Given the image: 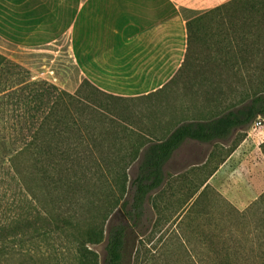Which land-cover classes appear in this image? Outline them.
Instances as JSON below:
<instances>
[{"label":"trees","instance_id":"obj_1","mask_svg":"<svg viewBox=\"0 0 264 264\" xmlns=\"http://www.w3.org/2000/svg\"><path fill=\"white\" fill-rule=\"evenodd\" d=\"M200 14L187 24L184 64L199 28L214 29L224 69L237 74L238 67L240 73L251 56L261 64L249 76L252 91L243 92L238 104L213 118L182 123L163 140L128 136L95 95L84 98L55 87L31 88L25 96L7 89L0 93V264H38L36 256L17 248L27 244L25 239H52L53 228L84 246L76 256L79 264H100L87 245L103 243L113 218L104 264H128L132 235L142 238L153 226V199L168 186L166 168L176 152L187 142H228L264 118V0H229ZM135 163L138 172L130 186ZM212 192L207 180L190 193L187 213L211 202ZM227 203L233 215L226 223L234 227L223 228L219 239L213 234L207 239L212 255L205 263L264 264V193L243 211ZM36 224L40 231L31 238L27 233Z\"/></svg>","mask_w":264,"mask_h":264},{"label":"rangeland","instance_id":"obj_2","mask_svg":"<svg viewBox=\"0 0 264 264\" xmlns=\"http://www.w3.org/2000/svg\"><path fill=\"white\" fill-rule=\"evenodd\" d=\"M187 1L196 7L185 13L188 24L196 22L201 17L200 12L229 0ZM197 31L199 40L192 43L182 71L160 91L137 99L111 97L95 89L80 73L68 36L35 49L13 47L0 39V93L7 89L20 91L25 96L31 88L47 92L55 87L84 98L95 95L98 105L109 108L128 136L137 133L163 140L182 123L202 121L227 112L241 101L243 92L252 91L254 87L249 86L252 82L249 76L261 63L251 56L244 66L240 65V73L238 67L237 74L230 72L218 62L223 54L216 52L214 29ZM229 60L233 61L232 56ZM166 169L168 186L153 199L156 205L153 226L142 238L132 235L135 245L131 246L132 257L128 264H206L205 260L212 255L207 239L212 234L214 239H219L223 228L227 231L230 225L234 227L226 223L233 215L226 201L243 211L264 193V118L225 143L187 142ZM137 172L138 163H135L129 171L130 186ZM207 180L216 191L210 195L211 202L202 203L188 214L190 206H184L188 195ZM116 222L113 218L107 223L103 243L87 245L97 254L100 264H104L106 257L109 229ZM35 230L40 231L37 224L29 229V237L36 235ZM51 238L25 239L27 244L17 249L32 253L38 264H79L76 256L81 255L79 249H84L78 246L79 241L73 243L72 239L61 238L55 228ZM83 264L92 263L84 261Z\"/></svg>","mask_w":264,"mask_h":264},{"label":"crops","instance_id":"obj_3","mask_svg":"<svg viewBox=\"0 0 264 264\" xmlns=\"http://www.w3.org/2000/svg\"><path fill=\"white\" fill-rule=\"evenodd\" d=\"M189 9L196 7L187 0H0V39L35 49L68 36L89 83L137 99L163 89L183 67Z\"/></svg>","mask_w":264,"mask_h":264}]
</instances>
